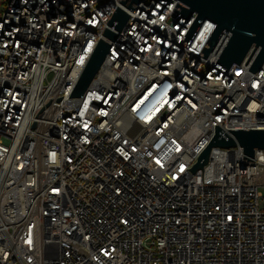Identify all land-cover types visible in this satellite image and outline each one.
Returning a JSON list of instances; mask_svg holds the SVG:
<instances>
[{
    "label": "built area",
    "instance_id": "obj_1",
    "mask_svg": "<svg viewBox=\"0 0 264 264\" xmlns=\"http://www.w3.org/2000/svg\"><path fill=\"white\" fill-rule=\"evenodd\" d=\"M177 1L138 3L119 31L114 0H0V264H264V149L188 169L215 124L264 128V63L215 64L227 30L200 55L209 18L186 47L197 12Z\"/></svg>",
    "mask_w": 264,
    "mask_h": 264
},
{
    "label": "water",
    "instance_id": "obj_2",
    "mask_svg": "<svg viewBox=\"0 0 264 264\" xmlns=\"http://www.w3.org/2000/svg\"><path fill=\"white\" fill-rule=\"evenodd\" d=\"M118 5L107 23L119 31L129 19L134 7L144 0H114ZM197 16L182 39L188 47L202 22L207 18L216 22V27L200 55L207 57L218 43L224 30L231 32L228 41L215 64L226 69L234 63L253 59L249 70L258 71L264 63V0H178L171 14L176 18ZM105 35L116 39L117 32L107 29ZM110 44L100 39L73 91L81 96L100 69ZM239 144L244 149V160H254L256 149H264V128H226L215 124V134L199 154L197 161L188 169L193 173L208 162L212 147H233Z\"/></svg>",
    "mask_w": 264,
    "mask_h": 264
}]
</instances>
